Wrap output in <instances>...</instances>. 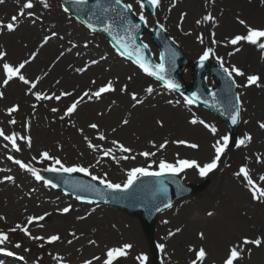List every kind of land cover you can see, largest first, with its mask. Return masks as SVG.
<instances>
[{
  "label": "rangeland",
  "instance_id": "1",
  "mask_svg": "<svg viewBox=\"0 0 264 264\" xmlns=\"http://www.w3.org/2000/svg\"><path fill=\"white\" fill-rule=\"evenodd\" d=\"M124 2L133 4L132 11L139 18L141 9L135 0H125ZM22 3L23 0L20 1V4ZM49 3L54 5L64 16L66 30L62 40L72 45L73 48L69 50L72 57L69 55L65 58L66 60H57V55H51L50 61L43 63L44 56L42 53L45 52V45L41 47L36 40V45L33 48L28 47L27 40L15 38L14 32L9 33L5 30L0 34V48L8 52L7 59L13 63H18L23 59L30 58L32 52H37L36 58L22 71L29 79H35L37 76L41 78L37 87L39 91L57 92L58 94L59 91L66 90L73 91L78 96L89 88L95 90L96 87L108 80L113 81L116 91L103 95L99 100L85 98L76 113L61 121L60 115L63 114L66 105L74 97H66L59 102H37L34 96L25 95L26 85L19 80L11 81L7 87L0 88V91L5 94L4 99L0 100V128H4L7 134L14 131L19 135H30L35 143L29 149L24 141L18 140L17 143L22 151L15 152L10 145L8 148H4L3 145L7 142L0 138V164L3 165L2 163L5 162L4 165H17L14 160L8 159L9 156H12L14 159L29 163L36 169L49 168L52 166L51 161L39 162V153L48 151L50 155L59 157L66 166L78 164L89 167V165H93L94 167H91L90 171L94 175L102 176L107 173V178L112 182L123 183L127 178V170L138 166L146 167L151 161L158 163L161 158L174 162L177 153L180 158L196 159L202 163L207 162L213 155L210 145L218 136L229 135L224 123L201 107L185 105L184 96L165 89L161 84L146 76L134 64L122 58L104 38L91 33L74 20L69 13H64L61 8V0H49ZM12 9L17 10L16 4H13ZM12 9L8 8V11H5L3 7H0V19L7 22L13 15ZM142 11L148 20V30L142 41L148 45L156 61H159L158 52L152 44L151 35L158 25L156 21L163 24L166 35L180 47L188 60V65L183 74V79L187 84L191 82L189 64L200 60L199 57L206 46L212 47L216 55L224 58L225 66L236 64L246 72L250 74L259 73L264 78V60L260 59L259 50L254 46L244 44L241 51L234 52L233 46H225L226 37L244 31L243 26L235 21L237 15L254 27H264V5L260 3V0H214V3L209 2V0H161V6L156 8L155 17H151L144 8ZM208 12L217 18L218 26L213 27L208 22H203L200 25L195 23ZM182 13H187L181 25L183 31L177 27ZM39 20L40 17L37 18L36 23ZM213 31L216 33L215 39L221 41L220 44H211ZM184 32H191L192 35L186 36L183 34ZM199 34L204 35V45H201L196 39ZM26 39L29 40L30 36H27ZM58 40L61 42V38ZM85 44L89 48L96 45L103 46L107 50L108 56L116 60L122 70L118 73L116 71L113 73V69L110 73L93 70L94 64L86 63L89 56L84 52ZM79 48H82L81 52L76 53ZM229 52H234V54L229 56ZM15 53L19 55L15 56ZM64 60L65 62H63ZM208 61L219 66L215 57H210ZM80 67H86L87 70L83 73L77 72L76 69ZM57 70L59 73L55 75ZM129 76H132L131 81L128 80ZM2 78V74H0V81ZM57 80L60 81L59 84L56 83ZM92 80L96 81V85L91 84ZM242 80L243 78H236L237 83ZM125 84L128 85V92L122 93L120 88ZM208 84L210 87L214 86L211 80L208 81ZM149 86L154 89L151 94L145 92ZM155 89H159L167 101L180 100L181 103L176 104L171 109L170 114L161 116L144 114L142 112L145 110H139L142 107L129 108L133 104L129 93L135 92L138 99L150 102L155 97ZM237 89L240 102H242L240 103L241 122L237 140L242 139L247 132L253 137L251 143L240 148H237L235 143L230 144L229 149L221 158L220 167L209 174L210 188L199 196L175 203L169 211L159 217L156 224L155 246H151L146 238L139 216L131 218L102 205L89 206L80 203L60 191L45 186L42 181H36L27 172V175H30L33 178L32 182H34L33 184L26 183V187L31 193L38 194L43 198L60 199V201L65 202L62 206L72 207L70 214L46 217L42 221L46 229L37 232V234L46 236L58 233L61 238H69L68 240H73V243H66L57 250L54 248L51 250V245L39 247L38 245L42 242L24 239L20 232L12 233L10 234L12 243L20 242L22 244L20 249L12 248L18 254L12 264H37V262L38 264L51 262L56 264L58 260L53 258L57 256L56 252H61L62 247H65L69 251L67 254H69L71 253L69 248L71 245L72 256L77 258L74 264H79L91 256V251L77 252V247L84 238L102 241L105 248L118 246L125 242L132 243L134 246L131 250L132 257L146 253L149 257L148 264H189L193 257L188 252V246L194 245L197 248L203 246L208 252L204 264H222L226 248L236 242L239 237L247 235L254 238L264 233V204L251 200L249 191L244 187L241 179L233 175L241 165L249 167L255 180L264 174V163H256L257 155L264 159V130H261L257 123L264 121V104L260 99L264 97V88L252 86ZM13 104H19L20 108L18 112L13 113L12 117H9L6 115V108ZM32 104H37V107L33 109ZM51 107H59L61 111L52 113ZM193 114L196 118L203 119L206 123L217 127V137H213L202 125L193 126L189 124L188 120L192 118ZM11 118L16 119L15 125L8 124V120ZM124 119L129 120L127 125L122 123ZM157 120L163 121V127L156 123ZM245 120L248 121L247 124L244 123ZM25 122H30V129L24 127ZM93 122L100 126L99 131L107 136L106 140H98L97 131L88 128V124ZM81 128L84 130L83 135H87L93 143L100 144L105 149L111 147L118 158L123 155H132L136 158L134 160L120 159L119 163L110 158L102 159L101 152H93L88 149L83 135L78 131ZM113 128L116 129L115 132L112 131ZM113 139L130 147L133 152L130 154L120 153L111 144ZM176 139H186L199 144L200 147L199 149H192L171 142ZM165 140L169 141L166 148L157 152V155L149 160L138 155L142 151H156V148L151 146L150 141L159 145ZM33 156H36L37 159L32 160ZM97 160H100V163H97ZM153 168L155 169V165ZM17 171L15 169V172ZM180 174L184 182L189 185H197L203 180L195 170H187ZM33 189L36 192L32 191ZM20 199L17 198V204H19ZM2 205L5 208L7 202L4 201ZM208 212H212L213 215L208 216ZM79 216H85L86 219L79 220L77 219ZM5 217L7 218V224L4 225L6 229L16 223H24L22 221L24 215L17 214L16 217H11L7 214ZM122 218H125L126 221H122ZM1 222L0 226H2ZM53 222H55L53 227H50L49 225ZM62 222H69L70 224L60 227ZM130 226H134L137 230L136 243L135 240L131 242ZM177 228L180 229L179 232L176 231ZM166 230L174 233V235L165 236ZM201 231L206 237L203 241L198 236ZM69 232H75L79 239H73ZM158 244L165 245L164 251L157 247ZM8 247L11 248V245ZM247 247L252 248L251 255L245 253L244 258L238 264H264V245L260 248L251 245ZM24 248H30L31 251L24 252ZM63 252L65 251L63 250ZM19 255H23L25 260L21 261L18 258ZM130 257L128 256L121 263L116 264H125V260ZM132 257L127 261H130L131 264H139Z\"/></svg>",
  "mask_w": 264,
  "mask_h": 264
},
{
  "label": "snow or ice",
  "instance_id": "2",
  "mask_svg": "<svg viewBox=\"0 0 264 264\" xmlns=\"http://www.w3.org/2000/svg\"><path fill=\"white\" fill-rule=\"evenodd\" d=\"M4 0H0V3H3ZM68 2L73 3L75 5L84 6L89 3V0H68ZM112 2L116 6L122 7L125 11H131L133 8V4L131 3H122V0H112ZM136 4L139 5L141 11L139 13V19L144 22L145 25L148 24V20L146 16L143 14V8L144 3L143 0H135ZM209 2L214 3V0H209ZM147 3L151 5L153 9L159 8L161 6V0H147ZM260 3L264 5V0H260ZM42 7L44 10H50L51 4L49 3V0H23V3L20 4L19 10L16 14H13L7 22L4 20H0V34H2L5 30L9 33L15 32L17 27L19 26L21 22V18L25 16H35L36 13L33 11H29L31 9L36 8L37 6ZM96 6L101 9L103 12L109 11L108 7H105L101 4V0H96ZM62 11L64 13H68L69 9L67 7H64V5H61ZM222 14V13H221ZM187 16V13H182L180 16V23L177 24L178 28H181V31H183L181 25ZM236 23L243 26L244 31L240 32L238 34H234L231 37L225 38V46L231 45L234 47V52L241 51L244 44H248L251 46H254L257 50L260 52V59L264 60V27H254L253 25L249 24L245 19L240 18L239 15L235 17ZM203 22L210 23L213 27L218 26L219 21L215 16L212 15L211 12H208L207 14L203 15L202 19L196 20V24L200 25ZM86 26L92 30L95 31V26L91 23L84 22ZM129 27L125 29L129 35L125 38H119V37H113V39L116 41V43L113 45V47L116 48L118 54L120 56H124L127 59L131 60L144 74H146L148 77L154 78L158 82L163 83V87L169 91L176 92L179 90L180 85L176 83L173 79L169 78V69L165 66V54L161 53V62L160 63H153L150 61L147 56L144 54V49L148 48V45H143V48L140 46L135 45L134 41L135 38L130 35L131 31L133 29H137L139 25L132 24L131 21L127 22ZM156 23L159 25V27L162 30L164 29V25L160 24L159 21H156ZM111 25L106 26L103 31L110 33ZM186 36L192 35L191 32H184L183 33ZM52 36L57 35L55 31L52 32ZM216 33L213 31L211 33V44H220L221 41H218L215 39ZM50 37L45 36L43 38V41L41 43V47H43L45 44L48 43ZM197 41L204 45L205 38L203 34H199L196 36ZM85 47H87V44H85ZM131 48V50H129ZM234 52H229L228 55L231 56L234 54ZM37 52H32L30 58L23 59L19 61L18 63H13L7 59L8 52L2 48H0V74H2V81H0V88H5L9 85V83L13 80H19L24 85L27 86L25 95H32L34 96L35 100L37 102H43V101H61L63 98L66 97H74L72 101L66 105L65 109L63 110V114L60 115L59 119L61 121L65 120V118H70L74 113L77 112L79 106L82 102L85 101V98L88 100H99L102 98L103 95L107 93H112L116 91L115 84L112 80H108L102 85H99L98 87L93 90L92 88H89L87 90H84L82 94H79L78 96L74 94L73 91H66L61 90L57 94V92H47V91H39L37 90L38 84L40 83L41 78L37 76L35 79H29L24 74L23 71L27 65L31 63L32 60L36 58ZM64 55V52H61L60 55L57 57V60L60 59ZM172 56H175V53H172ZM210 57H215L217 62L219 63L220 68L223 70L224 73L227 74V77L232 81V84L235 85L237 88H250L252 86L258 87V88H264V78L259 73H248L241 67L237 66L236 64H229L228 66H225V60L223 57H220L216 55L214 49L210 46H206L202 54L200 55L199 59L201 62V66H203L204 61H207ZM92 64H97L98 61L92 60ZM86 67H80L77 68V72L83 73L86 71ZM240 77L243 78V80L240 83L236 82V78ZM128 80H132V76L128 77ZM57 84L60 83L59 80L56 81ZM92 85H96V81H91ZM120 91L122 93L128 92V85L125 84L120 88ZM154 91V89L149 86L145 89V92L148 94H151ZM131 97V101L133 102L132 107H136V105L142 104L143 101L138 99L137 93L132 92L129 93ZM183 95V93H181ZM213 99H215L216 94L212 93ZM5 94L3 91H0V100L4 99ZM199 99L196 93H193L192 96H184L183 102L185 105L191 106L196 103V101ZM236 101L240 102L239 95L236 96ZM169 104H173V101L169 100L167 101ZM175 104H180V100H176L174 102ZM205 104L208 103V101H204ZM237 105H230L233 111L229 113V117L231 120V123L233 125L237 124L240 116H241V108ZM33 109L37 107V104L31 105ZM213 107H216L215 104L212 105ZM19 104H13L10 107L6 108V115L9 117H12L13 113H16L19 111ZM227 111V109H225ZM50 111L52 113L60 112L61 109L59 107H51ZM17 123L16 119L11 118L8 120V124L15 125ZM124 125H127L129 123V120L124 119L122 121ZM156 123L163 127V121L157 120ZM188 123L195 126L197 124L202 125L205 129H207L213 137H217L218 129L212 124L206 123L203 119H198L193 114L192 118L188 120ZM244 123H248L247 120L244 121ZM258 127L261 130H264V121H258ZM24 127L26 129H30L31 124L30 122H25ZM73 127H75V124H73ZM99 125L97 123H89L88 128L96 130L98 135L97 139L100 141H104L107 139V136L99 131ZM78 131L83 135L84 130L78 129ZM113 132L116 131L115 128L112 129ZM0 138H2L5 143L3 145L4 148H8L9 145L11 146V149L15 152H21L22 149L20 145L17 143L18 140L24 141L26 146L31 149L32 147V137L30 135L24 136L19 135L16 132H11L10 134H7L5 132L4 128H0ZM83 139L87 144L88 149L92 150L93 152H101L102 153V159L103 158H110L116 163H119L120 159L128 160V159H135V156L132 155H123L121 157H117L113 153V149L110 148H103L102 145L93 143V141L87 136L83 135ZM253 137L250 133H245L242 139L235 141V146L237 148H240L242 146L246 147L249 143H251ZM174 144L177 145H184L186 147L192 148V149H199L200 145L197 143L190 142L186 139H176L171 141ZM151 146L153 148H156V151H142L139 152L138 155L144 157L146 160H149L151 157H154L157 155V152H160L164 150L169 143L168 140H165L163 143H160L157 145L154 141H150ZM232 143V138L225 134L222 136H218L215 141L210 145L213 155L207 160V162H200L196 159H188V158H180L179 154L177 153L176 159L174 162H169L163 158L159 159L158 163L156 161H151L146 167L145 166H138L133 167L126 171V180L123 183H114L111 180L107 178V173H104L102 176L94 175L90 168L94 167L93 165H89V167H84L82 165L74 164L71 166H66L59 157L52 156L48 151H43L39 153L40 163H43L44 161H51L52 166L49 168L44 169L45 171L50 172H56V173H82L86 176H90L93 181H97L99 184L103 185L105 188L111 190L113 193H120V192H128L130 191L138 181H142V178L145 177H165L168 175H171L173 177L178 176L180 173L186 172L187 170H195L198 175L202 178L207 177L210 173H213L216 171L221 164V158L225 155L226 151L229 149L230 144ZM111 144L116 147V149L120 153L130 154L133 152V149L130 147L125 146L123 143L119 142L116 139H113L111 141ZM9 160H14V162L23 170L30 173L36 181H42L45 186L56 188L58 187L57 184L53 183L51 180L45 179L40 172L33 166H31L29 163H26L20 159H14V157L9 156ZM37 157L33 156L32 160H36ZM97 163H100V160H97ZM256 163H264V159L261 158V156H256ZM153 165H155V169L153 168ZM58 166V167H57ZM234 176L241 179V181L244 184V187L248 189L251 200L264 204V174H261L258 178V180L253 179L251 170L247 165H241L239 170L233 173ZM5 182H12L15 183V177L12 175H4L2 178H0V184ZM94 186L89 185L88 188H93ZM161 193L167 192V187L163 184L162 181H160V186L158 189ZM35 191V189H33ZM78 200H81L82 202L86 203H94L92 200H85L83 197H77ZM165 208H171L172 204L169 202L164 205ZM26 210V209H25ZM71 206L64 207L62 209H58L57 211L61 214H68L71 211ZM161 209L159 207H156V211H160ZM51 213L45 212L42 215H28L26 217V220L24 223H16L14 226L9 227L7 231H4L3 229H0V254H3L5 256L14 257L18 254L11 250L8 245H11V248L14 249H20L22 247V244L20 242L12 243L10 234L20 232L23 233L25 237H27L29 240L32 241H39L42 242L38 246L43 247L44 244H55L57 242H60L62 240L61 236L58 233L50 234V235H33L32 231L30 230V225L36 224L39 227H43L42 224H40L41 221H44L46 217L50 216ZM208 216H212V212L207 213ZM6 217L3 215H0V221L6 222ZM79 220L86 219L85 216H79L77 217ZM164 223H167V221H164ZM95 231V229H93ZM177 232L180 231L179 228L176 229ZM69 235L73 237V239H79V237L76 235L75 232H69ZM174 235V233L169 232V236ZM199 239L203 241L206 239L205 234L203 231L198 233ZM68 244H72L73 240H68ZM89 244H96L95 240H89ZM254 246L255 248H260L262 245H264V233H262L259 236H256L254 238H250L247 235H244L242 237H239L236 242L232 243L230 246H228L225 250L224 257L222 259V264H238L239 261H241L244 258L245 253H247L249 256L251 255L252 248L247 246ZM132 243H122L118 246L114 247H106L102 256H93L92 259L85 260L83 264H93V261L99 262V264H116L118 260L121 258H126L130 251L133 249ZM157 247L164 251L165 245L164 244H158ZM24 252H30V248H24ZM188 252L192 254V259L189 261V264H204L206 258L208 257V252L205 249V247L200 246L196 247L194 245L188 246ZM51 255V253H49ZM21 261L25 260V257L23 255H19L18 257ZM54 259L58 261H62L63 257L57 255L53 257ZM135 260L139 262V264H148L149 257L146 253H140L137 256H135ZM38 264V262H37Z\"/></svg>",
  "mask_w": 264,
  "mask_h": 264
},
{
  "label": "water",
  "instance_id": "3",
  "mask_svg": "<svg viewBox=\"0 0 264 264\" xmlns=\"http://www.w3.org/2000/svg\"><path fill=\"white\" fill-rule=\"evenodd\" d=\"M101 4L109 8V11L103 12L99 7L96 6V0H89V3L84 6L75 5L70 2H65V5L73 12L75 17L79 18L83 22L91 23L95 26V31L104 34L108 37L114 44L116 41L113 37L125 38L129 35L125 31L129 27L128 21L132 24L139 25L137 29H133L130 33L131 36L135 38V45H142L139 43V37L144 33V27L142 23L136 21L133 15L129 11H125L122 7L116 6L112 0H101ZM145 5L153 12L147 2ZM111 25L110 33L103 31V29ZM154 41L158 47L165 54V66L169 69V78L173 79L176 83L180 85L179 91L185 92L188 96H192L196 93L199 99L196 101L198 104H202L218 115L227 123L232 131L233 139H236L237 124L233 125L231 123L229 113L233 111L230 105H237L236 101V91L232 84V81L225 76L221 71L203 63L199 65H193V84L191 87H187L181 78V73L186 65V60L180 55L176 47L167 40V38L161 32V29H157L154 34ZM131 50V48L129 49ZM175 56H172V53ZM144 54L150 60V54L144 50ZM212 74L218 82V87L213 91H208L205 85L206 74ZM212 93H215V99H213ZM204 101H208L207 104ZM215 104L216 107L212 105ZM227 109V111L225 110ZM53 183L57 184L58 187L65 189L66 191L85 198V200L101 201L107 203L111 206L124 210L128 214L134 216L137 213L142 214V223L145 231L149 238L152 240L154 234V223L157 216L168 208L164 205L167 203H173L175 199H181L187 195H196L206 189L209 185L208 181H205L202 187H189L188 190L183 192L181 187V181L178 178L166 179V183H163L167 187L166 193H161L158 189L160 186V181L158 179H147L138 182L130 191L120 192L114 195L112 194H102L100 196H95L85 192L83 189L80 190L74 185H67L64 180L56 181L50 179ZM156 207L161 210L156 211Z\"/></svg>",
  "mask_w": 264,
  "mask_h": 264
},
{
  "label": "bare ground",
  "instance_id": "4",
  "mask_svg": "<svg viewBox=\"0 0 264 264\" xmlns=\"http://www.w3.org/2000/svg\"><path fill=\"white\" fill-rule=\"evenodd\" d=\"M20 1L22 0H4L3 9L8 11L9 9H12L13 4H16V9L13 10V14H16L17 11L19 10L20 7ZM29 11H33L36 13L35 16H25L21 18V23L20 28L17 27L16 31L14 32V37L15 38H21L27 40L28 47L33 48L34 45H36V40L38 45H41L43 38L45 36H49L50 39L47 44L44 46V53L42 55L44 56L43 63L50 61V56L51 55H57L59 56L61 52H64V55L60 57V59H65L69 55L72 57V54L69 53V50L72 47V45L67 44L62 40V36L66 30L65 27V22H64V16L59 12V10L53 5H51L50 10H44L42 7L39 5L31 9ZM40 17V20L36 23L37 18ZM1 20V19H0ZM55 31L57 35L52 36V32ZM27 36H30V39H26ZM40 36V37H39ZM58 38H61L58 40ZM89 49V51H88ZM82 48H79L76 53H80ZM84 52L87 53L89 58L87 59L86 63L92 64V60L98 61L97 64L93 65V70L96 72H107L110 73L111 70L113 69V73L116 71L117 73L122 70L120 67V64H117V61L114 60L113 58L108 56L107 50L101 46V45H96L92 46L89 48L88 46L84 49ZM75 53V54H76ZM15 56H18V53L14 54ZM22 58V57H21ZM66 60V59H65ZM65 60L63 62H65ZM61 62V61H60ZM63 62H61L63 64ZM41 64V63H40ZM95 67V68H94ZM92 70V69H90ZM59 71L57 70L55 72V75H57ZM262 103L264 104V97H261ZM166 102V103H164ZM176 104L173 101V104L167 103V99L162 95V92L159 89H155V97L150 101L144 100L141 105H136L135 108H140L139 110H145L142 113L148 114L150 116H161L163 114H170V111L173 107H175ZM124 107V106H123ZM125 108V107H124ZM129 108H133L132 105ZM35 141L32 140V144H34ZM250 144V143H249ZM14 166H3L0 164V178H2L4 175H12L15 177V183L12 182H5L0 184V215H10L11 217H16L17 214L24 215V218H22V221L25 222L26 217L28 215H42L45 212L51 213L50 216L48 217H56L58 215H61L57 210L62 209L66 206H62L65 202L60 201V199H48V198H43L38 194L31 193L29 189L26 187V183H34L33 178H31L30 175H27V173L23 172L22 170H18L17 172L12 173L11 171L14 170ZM21 172V173H20ZM33 191V190H32ZM36 192V191H35ZM17 198L20 199L19 204H17ZM6 201L7 205L5 208H3V202ZM20 209V210H19ZM26 209V210H25ZM72 209V208H71ZM3 211V212H2ZM32 212V213H30ZM34 213V214H33ZM72 213V210L68 213ZM65 215V214H64ZM112 216V215H110ZM21 218V216H19ZM122 221H126L125 218L121 219ZM2 226H0V229H3L4 231H7L5 228V224H7V220L2 221ZM55 222L50 224V227H53ZM58 223V222H56ZM40 224L43 225V222L41 221ZM70 224L69 222H62L60 223V227L63 226H68ZM30 230L32 231L33 235H42V234H37V232H42L46 229V227L43 225V227H39L36 224L30 225ZM130 237H131V242L135 240V243L137 242V230L134 226H130ZM24 239H27L21 233ZM169 232L166 230L165 231V236H168ZM69 238L64 239L60 242H57L55 244H51V250L54 248V250H57L60 248L62 245L66 244ZM93 240L90 238H84V240L81 242V244L78 245L77 247V252H85V251H91V256L88 258L92 259L93 256H102L105 246L102 241H96V244L92 245L89 244L88 241ZM50 244H44V246H47ZM61 252H56L57 255L63 257L62 261H58L56 264H74L75 256H72V245L69 247L71 253L67 254L69 251L65 247H62ZM63 250L65 252H63ZM53 252V251H52ZM132 257V252L130 251L129 255ZM127 256V257H128ZM136 256V255H135ZM135 256L132 258L135 259ZM128 258V259H131ZM4 258L5 255L0 254V264H5L4 263ZM124 258H121L118 260L119 263L123 261ZM128 259L125 260V264H131L130 261H127ZM49 264H53L52 262ZM93 264H99L97 261H93Z\"/></svg>",
  "mask_w": 264,
  "mask_h": 264
}]
</instances>
